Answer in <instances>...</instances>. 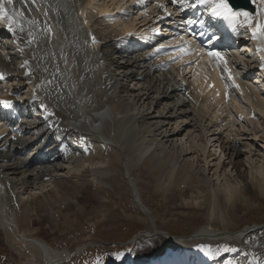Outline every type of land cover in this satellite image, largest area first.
Masks as SVG:
<instances>
[{
	"label": "bare ground",
	"instance_id": "6f19581e",
	"mask_svg": "<svg viewBox=\"0 0 264 264\" xmlns=\"http://www.w3.org/2000/svg\"><path fill=\"white\" fill-rule=\"evenodd\" d=\"M184 1L69 0L63 12L57 9L66 38L57 35L55 16L41 0H14L10 6L23 11L17 17L23 31L12 33L7 20L0 18V93L6 94L0 101L12 99L18 112L3 130L0 127V247L12 261L71 262L68 250L56 249L42 237V220L54 223L61 215L68 217L64 211L72 202L66 196L80 189L71 176L89 175L108 185L113 166L121 162L132 197L138 198L135 205L154 222L140 237L156 230L166 251L159 254L160 245L152 244L138 257L141 264H226L214 252L221 243L236 246L237 264H264V225L232 231L208 222L191 235L175 237L158 226L133 176L136 164L146 166L158 191L165 195L177 188L183 205L208 203L210 217L223 221L230 218L226 204H244L253 190L264 195V160H256L248 148L246 172L237 145L239 136L258 137L250 128V133L241 130L249 120L246 108L264 121V95L251 84L254 69L264 63V36L253 39L255 47L249 40L242 43L252 54L217 38L205 47L187 44L183 48L191 51L183 55L179 50L157 52L161 45H137L141 30L153 39L162 27L169 33L153 45L167 44L175 24L191 15ZM252 3L258 6L250 25L254 28L264 23V0ZM66 12L70 15L64 16ZM213 49L225 54L235 83L224 64L218 63L226 77L207 54ZM172 56L180 58L173 62ZM186 61L191 63L185 66ZM207 61L215 62L209 67ZM227 81L248 107H230ZM259 86L264 88L262 79ZM41 103L60 111L45 112Z\"/></svg>",
	"mask_w": 264,
	"mask_h": 264
},
{
	"label": "rangeland",
	"instance_id": "374dc122",
	"mask_svg": "<svg viewBox=\"0 0 264 264\" xmlns=\"http://www.w3.org/2000/svg\"><path fill=\"white\" fill-rule=\"evenodd\" d=\"M136 12L134 11V13ZM165 28L163 27L162 30ZM213 62L209 64L207 61L208 66L211 67ZM215 63L223 75L224 70L222 71L217 61ZM226 85L231 90L227 95V98L232 99V104L229 102L230 107L234 109L233 104L236 103L244 108L249 106L242 101L236 91L232 90V85H228V81ZM102 100V96L100 99L98 98V102H102ZM48 108L60 111L54 105H50ZM245 112L249 120L247 124H242V132L250 133L252 132L249 130L250 128L258 134L257 138L254 136H239L237 138L238 148L242 152L240 162H244V170L246 169L247 172L248 164L246 162L250 149L254 150L252 155L256 160H264V139L261 138L264 136V121L258 116L252 115L250 107L246 108ZM123 165L121 162L115 163L108 179V185L96 183L94 177L89 175L84 178L71 176L70 180L79 183L80 189L72 192L73 194L70 193L68 197L66 196V199L71 198L70 203L72 202L67 210H63L68 213V217L61 215L54 223L47 219L42 220V237L56 249L69 251L71 262L66 264H141L137 260L138 257L146 254L149 247L155 243L160 245L158 253L166 254L164 241L161 236L157 235L156 230L154 234L148 235L147 233L146 236L140 237L148 225L154 224V222L151 219L149 222V219L135 205L129 182L126 180V168ZM133 176L138 183L143 202L153 212L158 226L165 228V231H172L175 237L191 235L199 228L206 226L208 222H212L220 228L227 226L232 231L254 224L264 225V195L256 190L247 193L248 197L242 205L230 208L225 203L227 206L224 209L229 212L230 218L223 221L216 216L210 217L206 208L208 203L203 205L205 207L185 206L184 197L180 196L177 188L165 195L162 191H158L154 181L155 177L148 167L136 164ZM63 179L59 178V180ZM73 198L78 200L74 201ZM137 235L139 236L135 239ZM165 236L168 238L167 233ZM88 242L94 245H88L84 249L83 247ZM214 252L219 262L238 263L235 261L237 255L235 245L229 247L228 244L221 243L214 247ZM120 253L123 255L118 260L116 256ZM0 264L18 263L12 261L7 252L0 247Z\"/></svg>",
	"mask_w": 264,
	"mask_h": 264
},
{
	"label": "snow or ice",
	"instance_id": "6c2138e0",
	"mask_svg": "<svg viewBox=\"0 0 264 264\" xmlns=\"http://www.w3.org/2000/svg\"><path fill=\"white\" fill-rule=\"evenodd\" d=\"M23 2V0H22ZM137 3L142 2V0H136ZM171 3L175 4L177 3V0H171ZM198 4H204V3H210L211 4V12L214 16H224V17H228L229 14L232 12L231 7L228 4V0H197ZM14 5V0H0V18H4L7 20L8 22V28L10 29V31L12 33H16L17 30L19 31H23V27L21 26L19 20L17 19V17L19 16H23L24 13L23 11H18L15 7H10ZM158 8H163L165 9V12L167 15H171V13H167V9L165 8V5L157 3L156 5ZM192 7H195V5H192ZM244 19L243 21H239L241 23V25H251L253 22V17L252 15L245 11L242 13ZM157 19H160V17H157ZM85 23H87V21L85 20ZM188 23H194V21H188ZM201 23H203V21H201ZM133 33H128V35H132ZM200 36H203L204 33L201 32L199 34ZM257 35L260 36H264V23L262 22H257L256 26L253 28V39H255L257 37ZM18 39V37H17ZM33 42V36L32 33H28V43L31 44ZM93 42H95V37H93ZM208 43H211V40L208 41ZM164 45H161L160 48L156 49L157 52L163 51L164 49ZM172 47L173 51H176L177 49H179L181 55L183 54H188V52H190V49H185L183 48L182 45L177 44V45H172L170 46ZM22 50V49H21ZM209 56L215 58L217 60V62H222L224 64V70L226 72H228V79H232L233 83H235L234 78L232 77L231 74V69L228 67V63H227V59L226 56L223 52L219 51V50H210L207 53ZM179 56H172L170 57V60H172L173 62L176 59H179ZM262 59H264V57H262ZM28 63L27 60L24 61V65H26ZM190 61H186L185 62V66H187L188 64H190ZM24 65H21L22 67ZM261 67L264 68V63L261 64ZM0 79H3V74L0 73ZM237 87H239V85H236ZM219 94V93H218ZM225 95H227V93H225ZM33 100L37 99V97L34 95L32 97ZM0 103H3L7 106L11 105V101H0ZM40 107L43 108L45 110V112H48V107L46 104L41 103ZM49 115H51V113H49ZM123 254H117L116 259H120L121 256ZM227 264V262H226Z\"/></svg>",
	"mask_w": 264,
	"mask_h": 264
},
{
	"label": "water",
	"instance_id": "95a60500",
	"mask_svg": "<svg viewBox=\"0 0 264 264\" xmlns=\"http://www.w3.org/2000/svg\"><path fill=\"white\" fill-rule=\"evenodd\" d=\"M244 4H246V3H243V2L240 3V5H244ZM134 197H135V196H134ZM135 200L138 202V198H137V197H135ZM138 236H139V235L135 236V239H136ZM135 239H134V240H135ZM85 247H86V246H85ZM83 248H84V247H83Z\"/></svg>",
	"mask_w": 264,
	"mask_h": 264
}]
</instances>
